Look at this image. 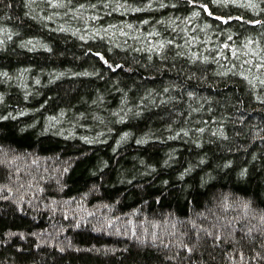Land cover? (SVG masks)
I'll return each instance as SVG.
<instances>
[{
    "label": "trees",
    "instance_id": "obj_1",
    "mask_svg": "<svg viewBox=\"0 0 264 264\" xmlns=\"http://www.w3.org/2000/svg\"><path fill=\"white\" fill-rule=\"evenodd\" d=\"M149 2L0 0V264H264V0Z\"/></svg>",
    "mask_w": 264,
    "mask_h": 264
},
{
    "label": "snow or ice",
    "instance_id": "obj_2",
    "mask_svg": "<svg viewBox=\"0 0 264 264\" xmlns=\"http://www.w3.org/2000/svg\"><path fill=\"white\" fill-rule=\"evenodd\" d=\"M32 2H33V0H28V3H32ZM62 2H63V0H51V4L52 5H57V6L61 5ZM193 2H195V0H193ZM89 6L90 7H94V5H89ZM148 6H152L151 0L149 2V5ZM157 6L158 7H165V5L163 3L158 4ZM80 7H83V5H80ZM203 7L206 9L208 7V5L207 4H204ZM193 14L196 15L198 13H193ZM210 14H212V13H210ZM219 19L223 20L225 18L224 17H219ZM145 23H147V21H145ZM105 63H108V61L105 60ZM262 66H264V65H262ZM258 99H259V97H258ZM0 119H3V117H0ZM138 142H144V141H138ZM166 163H167V161H166ZM185 171L187 172L188 169H186ZM241 174L243 175L244 173L242 172ZM165 183H167V181H165ZM229 225H231V221H228L226 224L222 225L221 227L224 228V229H227L229 227ZM201 230L203 231L205 238H209V237L211 238V243H212L213 246L216 245L217 241H220L223 238L221 235H219L217 233L216 225H213L212 226V229H203L202 228ZM250 231H251V229H249V232ZM183 247H185L186 250L189 253H191L193 251V248L192 247H188L187 245H184Z\"/></svg>",
    "mask_w": 264,
    "mask_h": 264
}]
</instances>
